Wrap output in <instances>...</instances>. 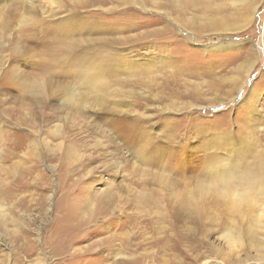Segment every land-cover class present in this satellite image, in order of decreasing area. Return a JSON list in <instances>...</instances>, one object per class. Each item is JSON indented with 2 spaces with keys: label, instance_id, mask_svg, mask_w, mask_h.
<instances>
[{
  "label": "rangeland",
  "instance_id": "1",
  "mask_svg": "<svg viewBox=\"0 0 264 264\" xmlns=\"http://www.w3.org/2000/svg\"><path fill=\"white\" fill-rule=\"evenodd\" d=\"M262 173L264 0H0V264H264Z\"/></svg>",
  "mask_w": 264,
  "mask_h": 264
},
{
  "label": "bare ground",
  "instance_id": "2",
  "mask_svg": "<svg viewBox=\"0 0 264 264\" xmlns=\"http://www.w3.org/2000/svg\"><path fill=\"white\" fill-rule=\"evenodd\" d=\"M255 11H256V8L253 10V14L255 13ZM247 22V21H246ZM237 28H238V26H237ZM257 60V59H256ZM256 60H254V61H252V62H250V63H248L247 65H245V66H243L242 67V69L244 70V74H243V76L242 77H238V78H236V80L237 79H239L240 80V78H241V80L239 81V82H241L239 85V90L242 88V86H243V84H244V82H245V80H246V77L250 74V71L253 69V67H254V65H255V63H256ZM258 125H259V123H257ZM123 135V134H122ZM118 142V141H117ZM118 143H120V142H118ZM252 166H250L249 165V162L247 163V165L244 167V169L243 170H247V172L249 173V175H251V172H252ZM243 170H241V171H243ZM240 171V172H241ZM253 173V172H252ZM249 177H251V176H249ZM261 180L263 181V183H264V173H262L261 174ZM263 183H261V184H263ZM261 192H263L264 193V185H263V187L261 188ZM92 197V196H91ZM94 197V196H93ZM250 201V196H249V194L248 193H246V194H242L241 196H237L234 200H233V202L237 205V206H240V205H242L243 203H246V202H249Z\"/></svg>",
  "mask_w": 264,
  "mask_h": 264
}]
</instances>
